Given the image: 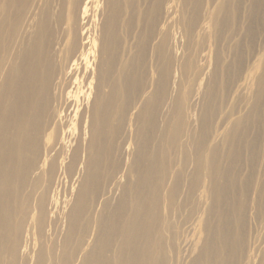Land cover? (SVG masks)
<instances>
[{
    "label": "bare ground",
    "instance_id": "6f19581e",
    "mask_svg": "<svg viewBox=\"0 0 264 264\" xmlns=\"http://www.w3.org/2000/svg\"><path fill=\"white\" fill-rule=\"evenodd\" d=\"M186 3L161 24L136 0H0V264H264L261 171L220 153L264 143V53L256 89L203 103L240 61L204 79L190 38L231 11L183 28Z\"/></svg>",
    "mask_w": 264,
    "mask_h": 264
},
{
    "label": "rangeland",
    "instance_id": "374dc122",
    "mask_svg": "<svg viewBox=\"0 0 264 264\" xmlns=\"http://www.w3.org/2000/svg\"><path fill=\"white\" fill-rule=\"evenodd\" d=\"M136 2L140 3L141 11H147L148 13L153 12L159 23H161L163 18L167 19L168 24L174 20V14L169 12V7L174 4V0H136ZM221 2H223V0H187L186 15L182 21L183 28H188L187 25L189 24L190 17L193 16L196 10L202 12V15L197 14L200 21L206 17H210L213 14L215 5ZM225 3L229 5L231 12L226 15V20L229 24L227 26V22L224 24L223 29L221 30V38L215 39L211 36V29L209 27L199 39L196 37V33L193 32L190 40L194 41L196 49L187 50L190 58L196 61L199 70L202 69V74L206 81H208V76L212 70L224 59L240 61L239 72L231 74L227 86L225 85L222 87L220 83L216 85H208L209 90L214 91L206 93L203 97V103L206 104L211 103L214 94H218L220 99L224 100L228 105L231 104V101L232 103L238 102L239 96L242 98L244 95H248L245 94L242 89L249 87L253 91L257 88V78L263 68L261 57L264 53V0H230L229 2L228 0H225ZM155 7L157 12H155ZM137 33L138 32L136 31L134 32V35L126 33L124 37L125 42H128L130 45L136 44ZM156 39L149 43V50L154 47ZM237 43L239 44L238 48L236 47ZM198 47L199 52L195 53ZM232 47H236V50L231 49ZM190 49H192V47H190ZM217 50H222L223 56H221L220 60L215 57ZM148 58H151L150 54H148ZM156 68L157 64L155 63L154 69ZM249 73L254 74V79L248 77ZM77 78L78 87L76 90L80 97V95L90 87V83L85 75L79 74L77 75ZM79 97L76 102L78 111L81 105ZM202 112L205 113V110H202ZM76 126V122L73 119L71 127L75 129ZM219 132H223V130H219ZM242 146L243 143L241 141H236L232 145V147L236 148ZM225 150L226 147L220 152L223 155V165L226 166L224 161H233L235 164L232 167L233 172L238 180L248 177L255 169L257 172L261 171V180L262 182L264 181V159H262V156L264 155V143L262 141L257 143L256 152L252 154L250 160H248L249 152L244 153L242 157L238 156V158H236L230 156L227 152H224ZM219 156L221 157V155ZM70 185L71 184H68L67 190L65 191L64 197H66V199L72 198L69 194ZM245 188L248 189L249 185ZM239 189L240 187L236 188V190ZM229 199L230 205L228 210L233 207V204L236 201L235 197L232 196V193L230 194ZM226 207L227 206L225 205V208ZM231 226L232 224L227 225V227Z\"/></svg>",
    "mask_w": 264,
    "mask_h": 264
}]
</instances>
